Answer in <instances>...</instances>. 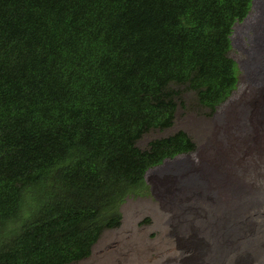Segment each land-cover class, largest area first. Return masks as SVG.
<instances>
[{"label": "trees", "instance_id": "obj_1", "mask_svg": "<svg viewBox=\"0 0 264 264\" xmlns=\"http://www.w3.org/2000/svg\"><path fill=\"white\" fill-rule=\"evenodd\" d=\"M251 0H0V264L87 258L147 171L194 144L180 93L213 112L235 89Z\"/></svg>", "mask_w": 264, "mask_h": 264}, {"label": "rangeland", "instance_id": "obj_2", "mask_svg": "<svg viewBox=\"0 0 264 264\" xmlns=\"http://www.w3.org/2000/svg\"><path fill=\"white\" fill-rule=\"evenodd\" d=\"M256 2L261 4L260 0H254L255 4ZM260 9L261 7L256 12L249 13L247 23L238 22L233 26L228 57L236 66L238 81L228 99L210 112L197 103L193 92L183 86H174L180 93V100L177 101L172 126L163 131L151 130L136 143L143 150L149 142L181 131L194 144V151L177 156L174 160H167L160 167L149 169L143 179L146 188L129 194L118 206L120 226L104 231L89 256L71 264H209L208 254L212 252L211 234L203 231V238L201 234L191 230V198H186L192 192H196L198 201L202 200V205L197 210L205 207L208 210L216 206L212 221L218 218L224 223L221 226L228 225L224 227L222 234L233 247L228 251L241 249L232 242L235 238H250L248 245L242 249L245 251L242 254L243 264H264V242L263 247L260 243L256 244L257 241H264V210L257 212V216L254 215L252 219L249 218L250 221H242L243 203L237 212H233L227 187L228 182L232 181V174L228 171L230 165L236 167L235 170L246 184H252L254 188V198L246 202L244 207L253 209L252 207L257 206V200L264 201V159L259 155V132L257 129H252L247 134L236 131L239 123L246 118L251 122H260V119L264 122V84L253 82L249 69L252 49H256L259 42V34L254 35L252 32L253 25L256 22L259 25L264 23V7ZM199 167L219 170L221 182L208 190L206 197L201 196L204 193L202 191H181L182 199L171 194L175 184H172V179L179 180L175 171L183 173L182 171L187 170L184 171L186 175L194 176ZM213 210L215 211L214 207ZM237 216H240L239 222L231 221ZM196 238L200 239L201 248L194 244L193 240Z\"/></svg>", "mask_w": 264, "mask_h": 264}, {"label": "bare ground", "instance_id": "obj_3", "mask_svg": "<svg viewBox=\"0 0 264 264\" xmlns=\"http://www.w3.org/2000/svg\"><path fill=\"white\" fill-rule=\"evenodd\" d=\"M260 2H261V4L259 2H256V4L253 3V5L251 7V11L256 12L257 10H259V7H261V9H263L264 0H260ZM251 11H249V13ZM262 11H264V9ZM249 13L243 19V21H242L243 23H245V22L247 23L246 20L248 19ZM257 17L260 18L259 16H257ZM242 22H240V23H242ZM256 23H257L256 25L255 24L253 25L252 32L254 33V35L257 33L259 34V40H258L259 42L257 44L256 49H252V54L250 57V60L252 63L251 62L249 63V69L252 72V78L254 80L253 82H255L259 85V84H264V23L262 25H259L258 22H256ZM236 124H238V123H236ZM252 129L253 130L257 129V131L259 132V135H258L259 136V139H258V141H259V146H258L259 147V155H260V157H262L264 159V122L261 119H260V122H258V121L251 122L250 120H248L246 118L244 121L239 123V125L236 128V131L239 130V131H241L242 134H245V132L247 134V133H250L249 131ZM256 135H255V137H256ZM248 142H251V141H248ZM252 153H253V151H252ZM188 165L191 166L189 163H188ZM160 166H162V165H160ZM160 166H158V167H160ZM235 169H236V167L234 168V166L231 167L229 165L228 171L232 174L231 175L232 181L228 182L227 187H228V190L231 194L230 195L228 193V195L230 197L231 210H233V212H237L240 209L241 204L243 203L242 221H246L247 219L250 221L249 218L252 219V217L254 215H256L257 212L264 210V201L263 200L262 201L257 200V206L252 207L253 209H247L244 207V204L246 202H248L249 200L254 198V196H253L254 188H253L252 184H249V183L246 184L247 182L241 178L242 176L239 175ZM184 171H187V170H184ZM184 171H182L183 173H180V170H179V172L175 171L174 174H176V176H177V178H179V180L176 181V179H172V184L173 183H175V184L173 185V192L171 194H174V196L177 199H180V198L182 199L181 191H187V190L197 191V192L202 191L204 193L201 196L206 197L207 196L206 192L208 190H211L215 184L221 182V180H222L221 172L219 170H209L207 168L199 167L198 172H194V173H196V174H194V176L189 175V174L186 175V172H184ZM189 198H191L190 199L191 202H189L191 204L189 206V212L192 213L190 218H192V221H193L191 230L195 231L197 234H201L203 238H204V236H203L204 232L203 231H207L208 233L211 234L212 240H210V239L209 240L211 241L212 252L211 253L209 252L210 254H208V263L209 264H243L244 258H243L242 254L245 251H242V249H244L245 245H248L250 238H245L243 240H238L235 238L232 242L234 244H236L237 246H239L241 249H236V246H235L236 250H229L228 251V249H230L232 246H230L231 245L230 243L226 242L228 239H225L224 236L222 235L223 229H225L224 227H227L228 225L226 224V225L221 226L224 223L219 221L218 218H216L214 221H212L215 214H216V206H213L215 208V211L213 210V207H210L208 210H207V207L197 210V207L202 205V200L198 201V196L196 195V192L190 193L186 199H189ZM255 202H256V197H255ZM262 214H263V212H262ZM190 218H188V222H190ZM230 218H231V214L229 216V219ZM231 221L239 222L240 216L233 218ZM233 228H234V226H233ZM193 242H194V244H196L198 246V248H199V246L201 248L199 238H196V240H193ZM263 242H264L263 240H260V242L257 241L256 244L258 245V243H260V245H262V247H263ZM262 259H264V258H262ZM197 264H203V263H197Z\"/></svg>", "mask_w": 264, "mask_h": 264}, {"label": "clouds", "instance_id": "obj_4", "mask_svg": "<svg viewBox=\"0 0 264 264\" xmlns=\"http://www.w3.org/2000/svg\"><path fill=\"white\" fill-rule=\"evenodd\" d=\"M253 3H254V0H251V3H250V8H249V11H251V7H252V5H253ZM261 10V9H260ZM251 12H253V11H251ZM177 157V156H176ZM176 157H174L173 159H171V160H174ZM170 161V160H169ZM167 161H165V163H166ZM164 163V164H165ZM163 165V164H162ZM159 165H157V166H155V167H158ZM155 167H153V168H155Z\"/></svg>", "mask_w": 264, "mask_h": 264}]
</instances>
